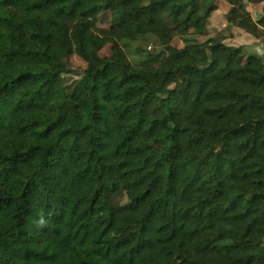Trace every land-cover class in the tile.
<instances>
[{
	"label": "trees",
	"instance_id": "trees-1",
	"mask_svg": "<svg viewBox=\"0 0 264 264\" xmlns=\"http://www.w3.org/2000/svg\"><path fill=\"white\" fill-rule=\"evenodd\" d=\"M228 1L264 40V0L259 19ZM217 8L0 0V264H264V56L175 43ZM149 34L163 50L129 62L121 42Z\"/></svg>",
	"mask_w": 264,
	"mask_h": 264
},
{
	"label": "rangeland",
	"instance_id": "rangeland-1",
	"mask_svg": "<svg viewBox=\"0 0 264 264\" xmlns=\"http://www.w3.org/2000/svg\"><path fill=\"white\" fill-rule=\"evenodd\" d=\"M218 8L211 14L209 22H208V32L206 34H195L190 33L186 35L178 36L175 39V43L178 45H186L193 42L204 41L208 36L216 35L214 32L217 31L218 27H209V23L211 17L213 20L216 19V24L219 23L222 31L218 34L225 35L226 41L229 44L234 46H244L246 47L247 52L256 53L258 55L264 56L263 53L259 51H263L264 49V40H256L253 37L247 36V34L240 35L232 24H229L226 19L225 11L230 7V2L228 0H217ZM229 3V4H228ZM259 1H250L247 3L248 6L251 7V12L255 19H259L262 15V6ZM230 9V8H229ZM229 11V10H228ZM112 21L111 11H104L99 16V25L109 26ZM222 25V26H221ZM226 25V26H225ZM122 46L124 48L126 57L129 62L133 64H146L152 62L153 60H149L147 62L146 57L149 56V53L153 51L154 48L159 47V51H162V47H160V41L155 35H143L135 39H125L122 42ZM113 54V43L110 42L105 45V47L101 51L102 57H109ZM146 62V63H145ZM67 64L69 67V71L65 73L66 81L72 85L74 84L84 73V68L87 66L85 62L79 59L77 56H72L67 60ZM127 198L121 193L115 201L117 203H122L126 201Z\"/></svg>",
	"mask_w": 264,
	"mask_h": 264
},
{
	"label": "crops",
	"instance_id": "crops-1",
	"mask_svg": "<svg viewBox=\"0 0 264 264\" xmlns=\"http://www.w3.org/2000/svg\"><path fill=\"white\" fill-rule=\"evenodd\" d=\"M229 4V3H228ZM229 8H231V5H230V7ZM229 8H228V10H229ZM249 8L251 9V7L249 6ZM228 10L227 11H225V12H228ZM228 22V21H227ZM229 23V22H228ZM222 26V25H221ZM226 26V25H225ZM209 27H218V29H217V31L216 32H214L215 34L217 33H219L220 32V30L222 31V29H221V27H220V25H219V23H217L216 24V19L215 20H213V17H211V20H210V23H209ZM235 30L240 34V35H243V34H247V36H249V37H253V39H255V37L252 35V34H250V33H248L247 31H245V30H243L242 28H239V27H235ZM207 32H208V30H207ZM256 40H258V41H260L259 39H257L256 38ZM259 52H261V53H263L264 54V49H263V51H259Z\"/></svg>",
	"mask_w": 264,
	"mask_h": 264
}]
</instances>
